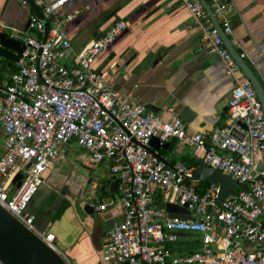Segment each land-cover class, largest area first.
<instances>
[{"label":"built area","instance_id":"built-area-1","mask_svg":"<svg viewBox=\"0 0 264 264\" xmlns=\"http://www.w3.org/2000/svg\"><path fill=\"white\" fill-rule=\"evenodd\" d=\"M30 1L41 19L30 12L26 30L0 21V33L25 47L16 53L8 83L0 85V206L69 264L54 233L49 227L39 230L25 210L52 163L77 148L81 164L107 166L110 180L117 181L116 202L90 201L97 212L118 206L119 218L104 234L101 264H264V114L200 0L180 1L205 49L234 83L222 124L201 133H189L171 109L162 120L111 88L106 71L93 68L96 57L126 29L124 21L75 51L64 30L73 16L57 14L68 0ZM20 3L28 7L26 0ZM212 11L228 37L227 2ZM152 138L159 147L173 140L192 147L201 164L237 183L234 192L217 204L218 184L208 182L200 192L202 182L192 179L196 167L161 155V149L150 147ZM167 204L184 210L188 219L170 218ZM194 243L199 250L186 252Z\"/></svg>","mask_w":264,"mask_h":264},{"label":"crops","instance_id":"crops-1","mask_svg":"<svg viewBox=\"0 0 264 264\" xmlns=\"http://www.w3.org/2000/svg\"><path fill=\"white\" fill-rule=\"evenodd\" d=\"M220 2L228 4L232 29L228 39L264 86V0H207L212 9ZM30 12L29 4L23 6L20 0H0V21L18 31L25 30ZM57 14L73 16L64 23V30L75 51L101 37L116 21L125 22L126 29L93 63L94 69L106 71L115 91L138 105L157 109L154 112L164 120L187 107L195 115L185 122L189 133L210 132L222 124L233 79L222 62L205 49L180 0H68ZM147 54L156 56L158 64L134 73ZM4 60L0 58V69L8 74L0 75L1 86L14 71V63L8 65ZM3 138L0 125V158ZM168 144L169 153L161 155L172 161L200 162L192 147L176 140ZM114 213L110 223L119 218L117 209ZM74 220L79 219L72 211L63 217L59 235L69 239Z\"/></svg>","mask_w":264,"mask_h":264},{"label":"water","instance_id":"water-1","mask_svg":"<svg viewBox=\"0 0 264 264\" xmlns=\"http://www.w3.org/2000/svg\"><path fill=\"white\" fill-rule=\"evenodd\" d=\"M26 1L29 4L32 12L41 19V16L31 1ZM200 2L214 24V27L218 30V33L220 34L228 52L240 67L243 75L253 85L264 114L263 86L258 82L252 70L243 61L240 54L233 47L228 37L223 34L207 1L200 0ZM27 27L28 23L26 24L25 30ZM46 32L47 24L45 25L44 39ZM0 47V58L11 61L12 63H15L18 60L16 53L21 54L25 48L22 43L10 39L3 33H0ZM157 64L158 58H156V56L153 54H147L143 61L137 65L134 73L138 74L141 71H146L149 68H153ZM154 111H157V109H154ZM178 116L184 122H191L193 117H195L194 113H192L187 107H184L178 113ZM150 147L155 151H159L160 149L167 150L169 148V144H164L159 147L158 140L156 138H152L150 141ZM102 172L103 169H101L100 173ZM20 179L21 175L18 174L15 177L14 182L19 185ZM192 179L199 182H211L218 184L219 190L216 199L217 204H220L226 196L231 195L237 187V183L233 179L204 164H199L192 171ZM116 184L117 181L113 180L111 182L108 191L109 194L113 195L116 193ZM42 186H45L48 190L46 192V196L41 199L39 203H36L35 194L25 210V213L33 217V223L39 230L43 231L49 227V231L51 232L50 228L55 226L54 224L57 220L61 221L67 211H72L80 221H83L85 217L94 213V209L90 206V199H88L87 196L82 197L80 192H69L68 190L63 191L62 186L58 184H49L48 178L45 179L44 185ZM67 197H69V199L72 201L67 199ZM166 211L170 218L177 217L181 219H188V217L184 215L185 211L174 205L167 204ZM55 238L57 240L56 235ZM0 264L67 263L59 254L47 247L39 238L28 231L12 215H10L0 206Z\"/></svg>","mask_w":264,"mask_h":264},{"label":"rangeland","instance_id":"rangeland-1","mask_svg":"<svg viewBox=\"0 0 264 264\" xmlns=\"http://www.w3.org/2000/svg\"><path fill=\"white\" fill-rule=\"evenodd\" d=\"M7 74L8 72L6 70L0 69L2 78ZM81 155L82 153L77 148L67 149V152L62 155L61 159L59 158V160L54 161L51 169L48 170V174H46L48 183L52 185L58 184L62 187L65 186L69 192H80L82 197L93 196L95 190L94 184L109 180V178L107 179L109 176V168L104 166L102 173H100V168L90 169L81 164ZM47 191L45 186H41L35 195V202L39 203L46 196ZM109 198L114 199L116 202L118 200V194L115 193L112 197L107 195L99 196L97 201L98 203H108ZM117 208L118 206L115 204L101 212L95 211L83 221L74 220L69 228L72 231L73 242L69 241L72 236L67 239L64 238V234L59 235L61 234L59 229L60 220L55 222V226L50 228V230L57 237L55 243L57 249L65 255L69 264H101L97 256V251L102 248L104 234L107 228H109L112 215H115L114 212ZM67 212L64 218L70 213ZM199 248V243H194L186 246V252H196Z\"/></svg>","mask_w":264,"mask_h":264},{"label":"trees","instance_id":"trees-1","mask_svg":"<svg viewBox=\"0 0 264 264\" xmlns=\"http://www.w3.org/2000/svg\"><path fill=\"white\" fill-rule=\"evenodd\" d=\"M207 1V0H206ZM8 65H13V63L11 62V61H8V60H4ZM170 147V146H169ZM160 153H163V154H168L169 153V148L167 149V150H161L160 151ZM181 161H183L184 163H186L189 167H197L199 164H201V162H199V161H189V160H187V159H181ZM111 182L112 181H110V178H109V180H106L105 181V188H104V190L103 191H101V195H100V197L101 196H105V195H107V196H113V195H111V194H109L108 193V191H109V188H110V185H111ZM208 182H202V183H199V189H201V190H199L200 192H202V190L204 189V187H206V186H208ZM188 252V251H187Z\"/></svg>","mask_w":264,"mask_h":264},{"label":"flooded vegetation","instance_id":"flooded-vegetation-1","mask_svg":"<svg viewBox=\"0 0 264 264\" xmlns=\"http://www.w3.org/2000/svg\"><path fill=\"white\" fill-rule=\"evenodd\" d=\"M109 178V176L107 177V179ZM94 188H95V190H94V193H93V196H91V197H87L88 199H90V201H97V199L99 198V196L101 195V191H103L104 190V188H105V182H101V183H99V184H94ZM62 190L63 191H65V190H68L67 188H65L64 186H63V188H62ZM67 199H69V197H67ZM70 201H72L71 199H69ZM94 212H95V210H94ZM91 230V229H90ZM89 230V231H90ZM107 230H108V228H107ZM106 230V231H107ZM102 247H103V240H102ZM102 249V248H101ZM98 253H97V256L99 257L100 256V250H98L97 251ZM99 260H100V258H99Z\"/></svg>","mask_w":264,"mask_h":264}]
</instances>
